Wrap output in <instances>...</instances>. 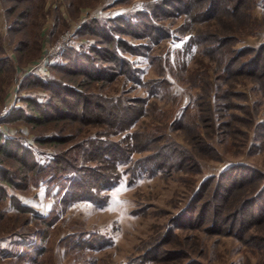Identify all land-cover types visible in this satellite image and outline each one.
<instances>
[{
	"label": "rangeland",
	"instance_id": "rangeland-1",
	"mask_svg": "<svg viewBox=\"0 0 264 264\" xmlns=\"http://www.w3.org/2000/svg\"><path fill=\"white\" fill-rule=\"evenodd\" d=\"M159 1L0 0V57L7 56L11 61L0 73V135L20 138L38 147L35 150L43 160L47 154L101 136L106 129L95 124L58 121L33 126L8 118L14 109L25 107L24 97L46 98L45 91L25 84L26 77L55 80L52 66L60 63L65 49H86L95 43L93 37L81 33L83 25L91 20L139 12ZM263 1L253 0L245 10L251 24L239 31L227 30L228 17L223 13L216 19L197 22L180 15L176 9L179 4H175L174 8L162 6L155 24L152 23L168 31L169 38L152 44V40L124 36L132 45L148 47L143 55L122 52L141 84L118 76L110 83L83 84L81 90L109 99L120 95L127 102L133 101V105L144 100V115L130 131L141 134L146 149L134 153L131 161L158 155L168 163H178L171 152L174 147L188 152L187 162L179 169L168 163L161 169L149 164L142 171L139 169L131 181L129 174L123 172L124 167H120L119 182L103 191L100 196L104 199L98 203L77 201L63 205L56 197L58 189L47 192L45 186L22 191L9 189L8 193L33 213L19 212L7 201H0V214H6L0 220V264H31L18 258L25 247L34 243L45 250L38 258L39 264H264V196L257 203V199L249 200L253 193L264 190V78H259L257 71L258 77L237 75L224 81V76H216L221 70L217 55L211 52L208 56L203 49L208 43L203 38L214 32L236 37L234 49L264 44ZM19 13H23L21 19L17 17ZM195 37L201 40L197 44ZM167 76L174 80V85L170 89L158 87L156 81ZM75 80L78 83L81 78ZM148 82L153 85L151 95L144 87ZM153 128L163 129L166 136L155 135V142L148 143L146 134ZM53 137L62 138L64 143H36ZM109 138L117 141L120 136ZM209 147L216 150L215 155ZM94 164L98 163L89 165ZM229 166H241L255 173L244 174L245 183L225 210L234 212L230 216H237V223L241 220L245 228L250 227L243 239L213 233L218 226L205 230L212 221L210 205L203 217L186 212L181 216L193 198L198 202L196 207L211 198L216 183L212 177ZM134 168L135 165L131 167ZM234 174L229 172L222 179L221 185L226 184L224 190L234 189L228 188L232 187L237 173ZM244 198L248 201L240 206ZM49 210H57L58 218L47 228L34 214L44 216ZM174 218L180 219L177 224L181 228L171 223ZM229 221L234 223V218ZM75 232L94 233L100 243L92 249L72 248L66 238ZM42 234L44 238L39 240L38 235ZM152 251V261L145 260V254Z\"/></svg>",
	"mask_w": 264,
	"mask_h": 264
},
{
	"label": "trees",
	"instance_id": "trees-1",
	"mask_svg": "<svg viewBox=\"0 0 264 264\" xmlns=\"http://www.w3.org/2000/svg\"><path fill=\"white\" fill-rule=\"evenodd\" d=\"M252 3L253 0H160L150 8H145L139 12H129L96 21L91 20L83 25L81 33L93 37L95 43L86 49H65L60 55V63L52 66V70L57 75L55 80L34 75L26 77L25 84L42 89L47 93L46 98L45 100H38L36 97H24L22 102H24L25 107L14 109L8 120L21 119L33 126L49 122L68 121L82 125H100L106 130L100 133L101 136L88 138L82 144H74L65 151L47 154L44 160L36 151L38 147L35 146L34 148L20 138H8L0 135V201H7L11 207L19 212L33 213L31 208L23 205L19 199L9 194L8 190L22 191L45 186L47 192L54 188L58 189L57 195L59 196L56 197L60 198V203L63 205L77 201L98 203L104 199L100 194L110 190L119 182L121 172L118 169L120 167H124L123 172L129 174V181L137 177L139 169L142 171L149 164L155 166V169L165 168V163L168 162L163 158L160 159L158 155L156 157L155 155H148L136 162L131 161V156L134 153L143 148L146 149L143 147L145 142L141 138V134L130 131L144 115V100L139 99V104L133 105V101L127 102L128 100L121 98L120 95L115 99H109L100 95L85 94L81 90L82 85H89L93 82L110 83L118 76H126L129 81L141 84V81L135 76V68L123 57L122 52L143 55V50L148 47L146 45H132L123 37L128 36L138 40L148 39L152 40V44H158L159 41L169 38L170 33L168 31L152 24L159 16V11L162 12V6L174 8L175 4H179V8L176 9L180 15L190 16L197 22L207 18L216 19L219 13H223L228 17L226 27L230 28L227 30L235 32L251 24V18L245 14V10H248ZM262 6L264 7V1ZM17 17L21 19L23 13L17 14ZM241 23L242 27L239 28ZM229 36L223 37L214 32L203 38L205 43L208 42L203 48L204 52L208 56L211 52L213 55L216 54V60L221 66V70L216 76L220 79L224 76V81L237 75L253 78L258 77V71L259 78L262 76L264 78V44L234 49L233 44L237 38ZM199 39L195 37L194 42L199 43L201 41ZM242 58L244 60H241ZM10 62L9 57H0V73L8 68ZM65 76L74 79L66 80ZM76 77H80L81 80L79 81L82 83H77ZM156 82L158 87L164 89H170L174 85V80L168 76L160 77L159 81ZM144 87L147 94L151 95L153 85H149L148 82ZM191 118H193L192 115ZM110 135L120 136V139L113 141L109 138ZM155 135L166 136L163 129L153 128L146 134V142H155ZM36 143L56 145L64 143V140L53 137L46 138L43 142L36 140ZM211 150L215 155L216 150L209 147L210 152ZM171 152L175 154L178 163L169 162L168 164L175 169L181 168L188 160L185 156L188 152L174 147L171 148ZM154 159L159 160L154 162ZM158 161L161 162L158 163ZM171 161L173 160L171 159ZM95 162L98 164L89 165ZM134 163L140 164V166ZM143 163L145 164L142 165ZM134 165L136 168L131 169ZM248 171L255 174L252 170L244 169L241 166H229L220 171L216 177H212L213 181L216 179V183L211 198L197 207L198 202L193 198L181 216L186 212V215L195 213L197 218L203 217V213L208 211L210 205L212 221L209 222L205 230L215 229L218 226L213 233H224V235L243 239V235L250 227L245 228L241 220L237 223V216H230L234 212L226 213L225 210L231 201L235 200L238 189H241L239 187L245 183L243 182L246 179L244 174ZM229 172L237 173V175L234 174L232 187H228L234 189L224 190L226 184L221 185V182ZM219 185L222 190L218 187ZM223 190L224 194L222 193ZM256 193H253V198L251 197L249 200L257 199V203L264 196V190L260 189L259 193ZM198 194L196 195L198 196ZM247 199L240 200V206L246 203ZM213 200L215 205L212 204L214 203ZM52 210H49L44 216L38 217L36 214L34 216L48 228L58 218L57 210ZM196 210L198 211L196 212ZM5 216V212L2 211L0 220L4 219ZM229 216L234 218V223L229 221ZM177 220L180 221V219L174 218L171 223L174 226L177 225V228H181L182 226L177 224ZM40 236L38 235V239L42 240L43 234ZM97 237L94 233L75 232L66 238V243L70 244L69 246L72 248L92 249L95 244L100 243ZM38 245L34 243L25 247L24 253L18 258L19 261L39 264L38 258L43 255L45 250L44 247ZM68 245L67 248H69ZM152 254H154L153 251L147 252L145 255L148 257L144 259L152 261L150 259Z\"/></svg>",
	"mask_w": 264,
	"mask_h": 264
},
{
	"label": "built area",
	"instance_id": "built-area-1",
	"mask_svg": "<svg viewBox=\"0 0 264 264\" xmlns=\"http://www.w3.org/2000/svg\"><path fill=\"white\" fill-rule=\"evenodd\" d=\"M57 48H59V47L57 46ZM57 48H56V49H57Z\"/></svg>",
	"mask_w": 264,
	"mask_h": 264
}]
</instances>
